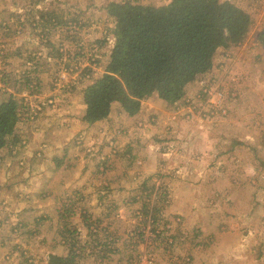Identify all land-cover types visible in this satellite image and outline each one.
<instances>
[{
	"label": "rangeland",
	"instance_id": "rangeland-1",
	"mask_svg": "<svg viewBox=\"0 0 264 264\" xmlns=\"http://www.w3.org/2000/svg\"><path fill=\"white\" fill-rule=\"evenodd\" d=\"M109 1L124 0H0V102L16 96L27 108L21 135L32 136L3 166L4 186L15 187L0 264H47L50 251L65 253L64 222L94 249L85 264H264V51L255 39L264 0H232L255 18L248 40L217 54L179 106L155 95L136 117L115 105L91 125L82 120L84 90L114 39ZM43 11L59 20L33 28ZM26 77L40 80L37 92L23 89ZM24 179L45 201L38 221L24 209ZM64 201L75 209L63 216ZM26 213L38 230L27 245ZM105 241L113 251L103 260Z\"/></svg>",
	"mask_w": 264,
	"mask_h": 264
},
{
	"label": "trees",
	"instance_id": "trees-1",
	"mask_svg": "<svg viewBox=\"0 0 264 264\" xmlns=\"http://www.w3.org/2000/svg\"><path fill=\"white\" fill-rule=\"evenodd\" d=\"M105 8L114 20V39L110 50L93 63L103 68L102 74L84 90L86 108L82 120L91 125L108 119L115 105L129 116H135L142 111L143 102L155 95L168 104H175L174 107L179 106L188 86L215 67L216 55L225 50L234 51L244 44L255 24L252 13L232 0H169L162 5L124 0L109 1ZM49 13L43 11L33 28L56 25L59 16ZM255 39L264 51V28ZM92 70L88 66L85 71L92 73ZM4 77L3 81L9 80ZM27 77L23 89L31 94L37 92L40 80L33 84L34 80ZM22 114H27V108L15 95L0 102V165L6 155H12V151L24 145L18 127ZM55 160L58 165L64 161L63 157ZM63 204V216L75 209L70 201ZM148 213L147 209L145 215ZM146 219L145 216L148 222ZM67 224L64 222L61 231L67 250L65 253L50 251L47 264H85L83 260L94 253V249L89 251L81 244L79 234L66 228ZM101 245L98 253L102 251V255L97 256L101 255L104 260L107 251L113 248L107 241Z\"/></svg>",
	"mask_w": 264,
	"mask_h": 264
},
{
	"label": "crops",
	"instance_id": "crops-1",
	"mask_svg": "<svg viewBox=\"0 0 264 264\" xmlns=\"http://www.w3.org/2000/svg\"><path fill=\"white\" fill-rule=\"evenodd\" d=\"M245 61H246V59H245ZM238 62H239L240 65H244L243 63H245V62L241 63L240 60H238ZM234 66H235V64H234ZM249 84H250V81H249ZM136 116H138V115H136ZM96 123H98V122H96ZM20 132L22 133V130H20ZM31 137L32 136H30V135L29 136L28 135H24L23 136V143H25V145L29 144L32 141L30 139ZM60 148L61 147L54 149V152L59 151ZM8 156L9 155H6V157L2 160V163L0 165V226L2 224V221L7 217V215H9V214L11 215V213H10V211H11L10 208L11 207L9 205L13 204L12 202L10 203L11 199L13 198V196L10 195V192H7V191L8 190L11 191L15 187L14 186L12 189L11 188L8 189L6 186H4L5 177H4V174H3V166H4V163L8 160L7 159ZM28 156L29 155L27 154L26 157H28ZM28 164H29V167H30V165H32L31 167L36 168L35 163H33V162H28L26 165H28ZM55 168H58V166L55 167ZM8 170H9V167L6 168V171H7L6 175L9 173ZM32 171L33 170H31V169L29 170V169L26 168L24 175H26L27 172L29 173V172H32ZM47 171H48L47 169H42L41 173L42 174H46ZM29 183H30L29 179H24L23 180V189L25 190V193H23V198L25 196L24 194H27V197L29 198V202H27V204L23 202V205L25 206V208H24L25 211L35 214L36 215L35 219L38 221L40 218H42L43 205H45V201L43 199H41L40 197L38 198V196H36L33 192H31L32 189H31V185ZM39 215H41V216H39ZM2 218H3V220H1ZM28 218H29V213H26V214L23 215V227H25V228L28 227L27 226L28 225V221L31 219V216H30V219H28ZM31 224H32V220H30L29 229L25 233L24 242H25L26 245L30 244L33 241H37V239H36L37 232H38L37 227H36L37 224L36 223H35L36 225H34V224L31 225ZM57 253H60V252H57Z\"/></svg>",
	"mask_w": 264,
	"mask_h": 264
}]
</instances>
